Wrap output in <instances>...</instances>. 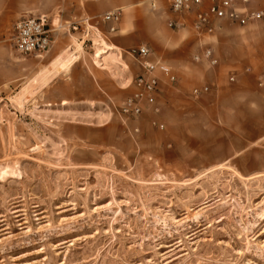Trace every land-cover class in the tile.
<instances>
[{"label":"rangeland","instance_id":"obj_1","mask_svg":"<svg viewBox=\"0 0 264 264\" xmlns=\"http://www.w3.org/2000/svg\"><path fill=\"white\" fill-rule=\"evenodd\" d=\"M22 88L0 86V264H264L262 99L142 132L117 104L83 142Z\"/></svg>","mask_w":264,"mask_h":264},{"label":"crops","instance_id":"obj_2","mask_svg":"<svg viewBox=\"0 0 264 264\" xmlns=\"http://www.w3.org/2000/svg\"><path fill=\"white\" fill-rule=\"evenodd\" d=\"M209 3L205 0L203 8ZM169 5L170 0H0V86L15 82L24 87L20 92L27 94L29 106L42 110L44 120L52 125L74 122L81 127L74 139L83 142L120 124L112 109L131 94L132 81L141 73L126 51L140 45L150 49V61L170 68L175 82L155 72L159 111L145 110L131 124L136 132L188 126L195 113L204 124L206 110L252 109L258 99L264 102V20L240 26L220 19L213 33L198 35L189 27L192 15L185 16V28L168 26L176 18ZM247 7L264 11V0H249ZM108 12H118L119 21L101 22ZM30 15H46L58 27L55 42L43 55L20 58L7 51L5 39L20 17ZM72 23L79 28L70 30ZM204 48L211 49L216 65L194 61ZM194 85L209 87L199 100L211 104L195 100Z\"/></svg>","mask_w":264,"mask_h":264},{"label":"built area","instance_id":"obj_3","mask_svg":"<svg viewBox=\"0 0 264 264\" xmlns=\"http://www.w3.org/2000/svg\"><path fill=\"white\" fill-rule=\"evenodd\" d=\"M205 0H170L169 11L176 18L168 20V26L178 30L186 24L185 16L192 15L190 23L191 29L196 34H211L215 29V22L220 19H227L231 23L244 26L252 21L264 20V11L251 10L247 7L249 0H209L210 3L203 8ZM103 23H117L120 19L118 12H108L100 16ZM82 21L88 22V19ZM92 28V26H88ZM70 30H77L78 23L68 26ZM55 28L46 15L22 16L13 26L12 44L16 52L23 56L39 55L47 52L55 42ZM87 31V30H86ZM109 31L113 32L114 27ZM88 33L85 32V37ZM128 55L135 59L140 67L141 73L132 81L133 92L123 99L121 104L115 109L116 113L125 118H139L146 109H151L154 113L159 111L156 106V96L158 92V78L156 71L163 73L170 82H175V76L171 74L170 68L160 60L150 61L152 54L150 49L144 45L133 47L126 51ZM194 61L206 62L209 66L216 65L210 48H204L201 52L193 56ZM264 76V75H262ZM233 80V77H230ZM259 85L262 82L259 81ZM209 91L208 86L194 87L191 95L198 97L202 93ZM155 125V123H153ZM162 128V125H159Z\"/></svg>","mask_w":264,"mask_h":264}]
</instances>
